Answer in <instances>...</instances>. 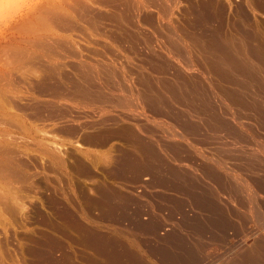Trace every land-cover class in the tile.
<instances>
[{
  "label": "rangeland",
  "instance_id": "rangeland-1",
  "mask_svg": "<svg viewBox=\"0 0 264 264\" xmlns=\"http://www.w3.org/2000/svg\"><path fill=\"white\" fill-rule=\"evenodd\" d=\"M30 1L0 5V264H166L163 253L180 251L195 256L192 264H231L264 244V192L247 186L264 179V9L255 0H115L98 10L82 0H45L29 21L8 30ZM204 1L214 4H207L215 12L208 23L194 17ZM44 7L70 17L71 26L47 27ZM195 38H212L214 52H202ZM18 45L32 54L11 59L9 47ZM223 48L246 51L232 52L244 53L246 74L213 66ZM77 81L107 100L72 98L68 87ZM54 84L68 95L59 97ZM181 123L194 128L184 132ZM75 125L80 129L68 132ZM111 127L128 134H99ZM90 132L101 136L87 141ZM122 159L155 166L125 169Z\"/></svg>",
  "mask_w": 264,
  "mask_h": 264
},
{
  "label": "bare ground",
  "instance_id": "bare-ground-1",
  "mask_svg": "<svg viewBox=\"0 0 264 264\" xmlns=\"http://www.w3.org/2000/svg\"><path fill=\"white\" fill-rule=\"evenodd\" d=\"M44 1L45 0H31L30 1V3L26 6V10L20 15V16H18L19 17V19L17 18V20H15L14 22H11L10 24H9V26H7L8 27V30H14V27H16V24L18 23V22H20V21H27L28 19H30V17L33 15V14H35V12L36 11H41L40 9H41V7H43L44 5H43V3H44ZM52 1V0H51ZM50 1V2H51ZM54 1V0H53ZM81 1V0H80ZM114 1L115 0H93L92 2L95 4L94 6H93V4L92 3H90L91 1H86V0H82L81 1V4H84V5H88V6H90V7H92V8H94V9H100V8H105V7H111L112 6V2L114 3ZM147 0H145V2H146ZM159 1H161V0H159ZM159 1L157 2L156 0L154 1L153 0V2L155 3L156 2V5H157V3L159 4ZM215 1V0H214ZM254 1V0H253ZM47 2V1H46ZM45 2V3H46ZM76 2V1H75ZM116 2V1H115ZM120 2V1H119ZM144 2V3H145ZM255 3L254 4H256V3H258L257 5H255V7L257 6V9L259 8V7H261V9H264V2H261L260 0H258V2L255 0L254 1ZM90 3V4H89ZM117 3V2H116ZM142 3V2H141ZM141 3H140V6H141ZM153 3V4H154ZM205 3V1L203 2V3H201V4H203V5H201L200 4V10L198 11V13L194 16L195 17V20L197 21V22H207L208 20H210V18L212 17V15L213 14H215V12H213V5L214 4H212L210 1L208 2V3H210V5H212L211 7H209L207 4H204ZM2 3H1V0H0V5H1ZM47 4V3H46ZM77 4V3H76ZM168 4V3H167ZM54 5V4H53ZM143 5V4H142ZM147 6H148V4H146ZM146 5L145 6H143V7H146ZM155 5V4H154ZM155 5V6H156ZM161 5V4H160ZM51 6V5H50ZM117 6V5H116ZM115 6V7H116ZM155 6H152V7H155ZM158 6V5H157ZM168 6V5H167ZM198 6V5H197ZM259 6V7H258ZM121 7V6H120ZM138 7H139V5H138ZM151 7V6H150ZM252 7V6H251ZM46 7H44V10L42 11L43 12V14L42 15H44V18L46 19L45 21L47 22V20H48V22H49V24H47V27H48V25H49V28L50 27H53L54 28V26H57L58 28H63V29H67L68 27H69V25L71 24V22L69 21V19H70V17L68 18V17H66V16H64L63 14H61V12H59V11H57V9L55 8H50V7H48V8H50V9H45ZM57 8H58V5H57ZM112 8H114V6L112 7ZM119 8V7H118ZM123 8V7H122ZM140 8V7H139ZM147 8V7H146ZM159 8V7H158ZM43 9V8H42ZM90 9V8H89ZM124 9V8H123ZM122 9V10H123ZM136 9V8H135ZM141 9V8H140ZM140 9H136L135 10V13H136V16H138V17H140V16H142V15H140ZM59 10V9H58ZM79 10V9H78ZM83 10H84V8H83ZM88 10V9H87ZM92 10V9H91ZM90 10V11H91ZM121 10V11H122ZM258 10H260V9H258ZM23 11V10H22ZM109 11V10H108ZM131 11H132V9H131ZM133 11H134V9H133ZM144 11V10H143ZM87 12V11H86ZM104 12V11H103ZM196 12V11H195ZM84 13V12H83ZM88 13V12H87ZM101 13V12H100ZM106 13V12H105ZM40 14V13H39ZM79 14V13H78ZM104 14V13H103ZM102 14V15H103ZM107 14V13H106ZM110 14V13H109ZM142 14H143V12H142ZM146 14V13H145ZM194 14V13H193ZM85 15V14H84ZM90 15H92V13L90 14ZM134 15V14H133ZM140 15V16H139ZM34 16H38V14H36V15H34ZM40 17L39 18H42V16L41 15H39ZM85 16H87V15H85ZM89 16V15H88ZM87 16V20H88V18L90 17H88ZM104 16H106V15H104ZM149 16V15H148ZM214 17H215V15H214ZM13 18V17H12ZM15 18V17H14ZM13 18V19H14ZM91 19H92V17H90ZM89 18V19H90ZM96 18V17H95ZM110 18V17H109ZM125 18V17H124ZM133 18V17H132ZM148 18V17H147ZM149 18H151L150 16H149ZM193 18V17H192ZM90 19V20H91ZM99 19V18H98ZM136 19V18H135ZM213 19V18H212ZM42 20H44V19H42ZM96 20V19H95ZM124 20V19H123ZM11 21V20H10ZM29 21V20H28ZM44 21V22H45ZM92 21V20H91ZM112 21V20H111ZM6 22V21H5ZM45 22V23H46ZM47 22V23H48ZM41 23V22H40ZM208 23V22H207ZM92 24V23H91ZM94 24V23H93ZM97 24V23H96ZM95 24V25H96ZM119 24V23H118ZM199 24H203V23H199ZM4 25V24H3ZM7 25V24H6ZM24 25V24H23ZM22 25V26H23ZM53 25V26H52ZM204 25H206V24H204ZM204 25H202L203 27H204ZM17 26H19V25H17ZM22 26H20L21 28H23ZM71 26V25H70ZM124 26V25H123ZM199 26V25H198ZM207 26V25H206ZM1 27V26H0ZM27 27V26H26ZM46 27V26H45ZM57 27H55L56 29H58ZM125 27V26H124ZM19 28V27H18ZM18 28H16V29H18ZM25 28V27H24ZM126 28V27H125ZM205 28V27H204ZM206 28H208V27H206ZM3 29V28H2ZM5 29V28H4ZM28 29V28H27ZM93 29V28H92ZM8 30H7V32H8ZM19 30V29H18ZM51 30V29H50ZM70 30V29H69ZM119 30V29H118ZM121 30V29H120ZM1 31V30H0ZM22 31V30H21ZM46 31H47V28H46ZM52 31V30H51ZM60 31V30H59ZM114 31V30H113ZM201 31H202V29H201ZM200 31V32H201ZM203 31H206V33H207V30H203ZM6 32V33H7ZM14 32V31H13ZM65 32V31H64ZM107 32V31H106ZM117 32V31H116ZM212 32V31H211ZM15 33V32H14ZM13 33V34H14ZM52 33V32H51ZM118 33V32H117ZM45 34H46V32H45ZM48 34V33H47ZM112 34H114V32L112 33ZM124 34H125V30H124ZM188 34H190V33H188ZM197 34V33H196ZM201 34H203V33H201ZM215 34V33H214ZM7 35V34H6ZM193 35V34H192ZM198 35V34H197ZM216 35V34H215ZM12 36V35H11ZM14 36V35H13ZM16 36V35H15ZM124 36V35H123ZM195 36V35H194ZM199 36H201V35H199ZM203 36V35H202ZM202 36H201V39H203L202 38ZM205 36V35H204ZM210 36H212V37H214V35H210ZM3 37V36H2ZM8 37V36H7ZM18 37V36H17ZM121 37V36H120ZM126 37V36H125ZM170 37H172V36H170ZM170 37H169V39H170ZM198 37V36H197ZM224 37V36H223ZM5 38V37H4ZM9 38V37H8ZM13 38V37H12ZM127 38V37H126ZM133 38V37H132ZM135 38V37H134ZM173 38V37H172ZM199 38V37H198ZM198 38H195V41L192 39L191 41H193L194 43H198L197 45H198V47H199V49H203L202 50V52H210V53H213L214 51L212 50L213 48L212 47H210V46H212V45H214V41L212 42V38L210 39V41H211V43H210V41H207V39L206 40H204V41H206L207 43L205 44V42H203V43H201V39H198ZM215 39H216V36L214 37ZM245 38V37H244ZM7 39V38H6ZM5 39V40H6ZM122 39V38H121ZM131 39V38H130ZM215 39H213V40H215ZM55 40H57V39H55ZM138 40V39H137ZM171 40V39H170ZM35 41V40H34ZM45 41H47V40H45ZM58 41V40H57ZM134 41V40H133ZM1 42V41H0ZM42 41H39V44L41 43ZM44 42V41H43ZM55 42V41H54ZM63 42V44H64V41H62ZM135 42V41H134ZM173 42V39H172V41H171V43ZM216 42H217V40H216ZM215 42V43H216ZM222 44V42L221 41H219V42H217V44ZM223 43H225V41L223 42ZM227 43V42H226ZM225 43V45H221V47H219V48H222L223 46H226L227 44ZM240 43V42H239ZM42 44H43V49H45L46 47V49H48V48H50L49 49V51L53 48V45H48L49 44V41H48V44H47V42H46V45H48V46H45L44 47V45H45V42L44 43H41L40 45H39V47L40 48H42L41 46H42ZM59 44V43H58ZM130 44V43H129ZM201 44V45H200ZM219 44H218V46H219ZM228 44H230L229 43V41H228ZM13 45V44H12ZM12 45H10V46H12ZM14 45H16V44H14ZM38 45V44H37ZM60 45V44H59ZM175 45H177V43L175 44ZM174 44H172V46H173V48H174V46H175ZM231 45V44H230ZM235 45H236V43H235ZM172 46H170V47H172ZM180 46V45H179ZM240 46H241V44H240ZM242 46H243V44H242ZM246 46L248 47V45L246 44L245 45V43H244V46H243V48L245 47L246 48ZM260 46V45H259ZM52 47V48H51ZM201 47V48H200ZM227 47V46H226ZM228 47L229 48H231L232 47V45L231 46H229L228 45ZM239 49L240 48H242V47H239V45L237 46ZM262 47H264V46H262ZM10 48V57H11V59L12 58H14V59H19V57L20 56H26L27 54H29L30 55V53H31V51H29L28 49H23V48H20L19 47V45L16 47H14V50H12L11 51V47H9ZM15 48H18V50H19V48H20V50H22V51H17ZM55 48V47H54ZM175 48L177 49V47L175 46ZM218 48V49H219ZM229 48H226V50H224V48H223V50L224 51H222L221 52V54L219 53L220 51H221V49L215 54V55H217L218 56V53L220 54L219 55V57L217 58V57H215V55H214V57L213 58H215V59H211L212 61H214V64H213V66L214 67H216V68H220V69H222L221 68V66L222 67H224V69H228V71L230 70V69H232L233 70V72H238V69L239 70H241V71H243V73H245V72H247V70H248V68H247V64H249V63H247L246 62V64H245V62H242L241 60L243 59H241V57H243L242 55L244 54H242L241 56H239V55H237V58H239V60H237V58L235 57L236 55H232V52L233 51H235L234 49H233V51H230V52H227V49H229ZM233 48V47H232ZM231 48V49H232ZM235 48V47H234ZM237 48V49H238ZM242 48V49H243ZM254 48V47H253ZM42 49V50H43ZM180 49V48H179ZM178 49V50H179ZM210 49H211V51H210ZM218 49H216V50H218ZM242 49H241V51H242ZM249 49V48H248ZM258 49V48H257ZM25 50V51H24ZM70 50V49H69ZM74 50V49H73ZM175 50V49H174ZM215 50V49H214ZM230 50V49H229ZM9 51V50H8ZM47 51V50H46ZM62 51V50H61ZM170 51H171V49H170ZM176 51V50H175ZM213 51V52H212ZM240 51V50H239ZM239 51H235L236 53L238 52V54H239ZM241 51H240V53H241ZM251 51V50H250ZM259 51V50H258ZM5 52V51H4ZM11 52H13V54L11 53ZM53 52V51H52ZM174 52V51H173ZM208 52V53H209ZM242 52H246L245 50L244 51H242ZM249 52V51H248ZM261 52V51H260ZM25 53H26V55H25ZM48 53V52H47ZM71 53V52H70ZM155 53V52H154ZM209 53V54H210ZM231 53V54H230ZM259 53V52H258ZM7 54H8V52H7ZM11 54H12V56L14 55V57H12L11 56ZM32 54V53H31ZM73 54H75L74 52H73ZM77 54V53H76ZM75 54V55H76ZM202 54V53H201ZM203 54H205V53H203ZM207 54V53H206ZM260 54V53H259ZM28 55V56H29ZM49 55V54H48ZM52 55V54H51ZM74 55V56H75ZM152 55V54H151ZM188 55V54H187ZM195 55V54H194ZM71 56H73V55H71ZM77 56V55H76ZM79 56V55H78ZM206 56V55H205ZM204 56V57H205ZM210 56V55H209ZM239 56V57H238ZM256 56V55H255ZM17 57V58H16ZM27 57V56H26ZM25 57V58H26ZM30 57V56H29ZM41 57V56H40ZM49 57V56H48ZM159 57V56H158ZM207 57V56H206ZM259 57V56H258ZM262 57H264V54H262V52H261V55H260V58H262ZM20 58H23V57H20ZM28 58V57H27ZM36 58H37V56H36ZM209 58V57H208ZM24 59V58H23ZM210 59V58H209ZM241 59V60H240ZM262 59H264V58H262ZM262 59H261V62H264V61H262ZM27 60V59H26ZM34 60H35V58H34ZM153 60V59H152ZM246 59H244L243 61H245ZM258 60V59H257ZM21 61V60H20ZM156 61V60H155ZM207 61V60H206ZM259 61V60H258ZM18 63H19V61H17ZM150 62V61H149ZM210 62V61H209ZM260 62V63H261ZM12 63V62H11ZM14 63V62H13ZM162 63V62H161ZM160 63V64H161ZM211 63V62H210ZM17 64V63H16ZM80 64V63H79ZM90 64V63H89ZM250 64H252V63H250ZM256 64V63H255ZM34 65V64H33ZM87 65V64H86ZM91 66H93L94 65V63H93V65L92 64H90ZM159 64H156V67L158 66ZM91 66L90 67H86V68H88V69H91ZM256 66V65H255ZM258 66V65H257ZM256 66V67H257ZM43 67H44V65H43ZM49 67V66H48ZM159 67V66H158ZM162 68L161 69H164L165 67L163 66V64H162V66H161ZM164 67V68H163ZM50 68H52V67H50ZM54 68V67H53ZM79 68V67H78ZM83 68V67H82ZM107 68V67H106ZM111 68V67H110ZM58 69V68H57ZM80 69V68H79ZM97 69V68H96ZM102 69H103V67H102ZM223 69V71H225ZM234 69L235 70H237V71H234ZM60 70V69H59ZM101 70V69H100ZM110 70V69H109ZM251 70H252V68H251ZM49 71H51V69L49 70ZM53 71V70H52ZM112 71V70H111ZM253 71H254V69H253ZM48 72V71H47ZM76 72V71H75ZM84 72H85V70H83L82 71V73H83V77H84V75H86V74H84ZM91 72H92V70H91ZM219 72V71H218ZM222 72V71H221ZM78 73V72H77ZM81 73V72H80ZM86 73V72H85ZM88 73V72H87ZM90 73V72H89ZM88 73V74H89ZM116 73V72H115ZM225 73L227 74L228 72L227 71H225ZM225 73H223L222 72V74H220V75H223V76H225L226 78H227V76H226V74ZM229 73H231V74H233L231 71H229ZM239 73H240V71H239ZM238 73V74H239ZM243 73L241 72V75H243ZM253 73V72H252ZM2 74V73H1ZM1 74H0V76H1ZM48 74H50V73H48ZM51 74H53V72L51 73ZM55 74V73H54ZM59 74V73H58ZM87 74V75H88ZM106 74V73H105ZM246 74V73H245ZM11 75V74H10ZM65 75V74H64ZM72 75V74H71ZM78 75V74H77ZM80 75V74H79ZM90 76H91V74H89ZM236 74H234V76H235ZM240 75V74H239ZM248 75V74H247ZM8 76H9V74H8ZM82 76V75H81ZM257 76V75H256ZM45 77V76H44ZM66 77V76H65ZM82 77V78H83ZM85 77H87V76H85ZM84 77V78H85ZM89 77V76H88ZM225 77H223V78H225ZM233 77V76H232ZM245 77V76H244ZM248 77V76H247ZM246 77V78H247ZM252 77V76H251ZM255 77V76H254ZM254 77H252V81L251 82H255L254 80H255V78ZM12 78V77H11ZM71 78H73V77H71ZM81 78V79H82ZM91 78V77H90ZM86 79V81L87 80H91V79ZM93 78H95L94 76H93ZM245 78V79H246ZM249 78H250V76H249ZM253 78H254V80H253ZM2 79V78H1ZM62 79V78H61ZM242 79H243V77H242ZM245 79H243V81L245 80ZM43 80V79H42ZM56 80V79H55ZM97 80V79H96ZM96 80H91L92 81V84L93 85H95L94 83H96ZM147 80V79H146ZM227 80V79H226ZM237 80V79H236ZM235 80V81H236ZM239 80V79H238ZM237 80V81H238ZM247 80H248V78H247ZM244 81V82H247L248 83V81ZM260 78H258L257 79V83H259L260 81ZM41 81V80H40ZM67 81V80H66ZM81 81V80H80ZM93 81H95V82H93ZM262 81V80H261ZM3 82V81H2ZM6 82V81H5ZM53 82V81H52ZM82 82V81H81ZM84 82V81H83ZM162 82V81H161ZM180 82V81H179ZM42 83V82H41ZM44 83V82H43ZM46 83V82H45ZM56 83V82H55ZM59 83V82H58ZM61 83V82H60ZM88 83H90V81L88 82ZM182 83V82H181ZM246 83V84H247ZM256 83V85H258ZM261 83V82H260ZM6 84V83H5ZM47 84V83H46ZM62 84V83H61ZM64 84V83H63ZM77 84H79L78 83V81H77ZM80 84H82V83H80ZM79 84V85H80ZM91 83H90V85H92ZM146 84V83H145ZM180 84V83H179ZM186 84V83H185ZM249 84H250V80H249ZM262 84H264V82H262ZM261 84V85H262ZM34 85V84H33ZM55 85V84H54ZM90 85H88V86H84V85H80V86H78V85H76V83H75V85H67V86H70V87H68V89H70V92H71V94H72V98H73V96H76V99L79 97H82V99L83 98H91V99H95V97L97 98V99H99V100H101L100 98H101V96H100V98L98 97L100 94L99 93H101L100 91H97V94H99L98 96H97V94H96V92H93L91 89H90ZM154 85V84H153ZM182 84H180L179 86H181ZM250 85H252V84H250ZM254 85H255V83H254ZM254 85H252V86H254ZM43 86H45V85H43ZM56 86V85H55ZM58 86H60L59 84H58ZM156 86V85H155ZM165 86H168V85H166L165 84ZM183 86V88H186L185 86H184V84L182 85ZM188 86V85H187ZM262 86H264V85H262ZM48 87V86H47ZM47 87L45 88V89H47ZM51 87V86H50ZM49 87V88H50ZM63 87H65V86H63ZM94 87V86H93ZM92 87V88H93ZM175 87V86H174ZM177 87H178V85H177ZM176 87V88H177ZM248 87H249V85H248ZM259 87V86H258ZM38 88V87H37ZM44 88V87H43ZM52 88V87H51ZM55 89H57V88H59V87H54ZM60 88H62V87H60ZM96 88V87H95ZM98 88V87H97ZM101 88V87H100ZM180 88V87H179ZM182 88V87H181ZM180 88V89H181ZM182 88V89H183ZM191 88V87H190ZM257 88V87H256ZM255 88V89H256ZM260 88V87H259ZM258 88V89H259ZM65 88H63L62 90L61 89H57L56 91H59V94H60V96L59 97H62L61 95L62 94H66V92L68 91V89H67V87H66V90L67 91H65L64 90ZM102 89V88H101ZM140 89V88H139ZM187 89V88H186ZM186 89H184V90H186ZM48 90V89H47ZM51 90H53V89H51ZM99 90V89H98ZM103 90V89H102ZM43 91V90H42ZM61 91V92H60ZM96 91V90H95ZM174 90H172V91H170V92H173ZM176 91V92H175ZM174 91V93H175V95H179L180 97H182L181 96V94L180 93H178L177 92V90H175ZM179 91V90H178ZM189 91H190V89H189ZM261 91V90H260ZM262 91H264V89H262ZM53 92H55V91H53ZM148 92H149V90H148ZM160 92V91H159ZM258 92V91H257ZM67 93H69V91L67 92ZM103 93V92H102ZM169 93V92H168ZM173 93V94H174ZM183 93H185V94H187L188 95V93H186V92H182V95H183ZM189 93H192V92H189ZM194 93V92H193ZM261 93V92H260ZM41 94V93H40ZM55 94V93H54ZM154 94V96H155V93H153ZM170 94V93H169ZM172 94V93H171ZM172 94V95H173ZM229 94V93H228ZM47 95V94H46ZM50 95V94H49ZM66 95H68V94H66ZM64 96V98L65 97H67V96ZM102 95V94H101ZM133 95V94H132ZM187 95H183V96H186L187 97ZM191 95V94H190ZM260 95V94H259ZM52 96H54V95H52ZM78 96V97H77ZM144 96V95H143ZM147 96V95H146ZM154 96H152V97H154ZM158 96H160L159 94H158ZM161 96H163L162 94H161ZM177 96H175V97H177ZM189 96V95H188ZM232 96V95H231ZM231 96H229L230 98H231ZM57 97V96H56ZM58 97V98H59ZM69 97V96H68ZM104 97H106V96H104V95H102V98L104 99ZM133 97V96H132ZM135 97V96H134ZM149 94H148V102H150L152 99L150 98L149 99ZM195 97V96H194ZM193 97V98H194ZM260 97H262V98H264V96H258V98H260ZM75 98V97H74ZM78 98V99H79ZM143 98V97H142ZM146 98V97H145ZM144 98V99H145ZM155 98V97H154ZM153 98V99H154ZM156 98H158L157 96H156ZM155 98V99H156ZM161 98H164V96L163 97H159V99H161ZM193 98H191V99H193ZM196 99H198L197 97H195ZM239 98V97H238ZM237 98V99H238ZM81 99V100H82ZM90 99V100H91ZM96 99V102L98 101V102H101V101H99V100H97ZM106 99V98H105ZM104 99V100H105ZM137 99V98H136ZM144 99H143V101H144ZM154 99V100H155ZM187 100L186 102H188V101H193V100ZM195 99V100H196ZM235 99V98H234ZM237 99H235V100H237ZM255 99H256V96H255ZM261 99V98H260ZM86 100V99H85ZM84 100V101H85ZM89 100V99H88ZM87 100V101H88ZM103 100V101H104ZM107 100V99H106ZM134 100V99H133ZM153 100V101H154ZM157 100V99H156ZM194 100V101H195ZM201 100H202V98H201ZM231 100V99H230ZM242 101H243V99H241ZM245 100L246 99H244V102H245ZM83 101V100H82ZM136 101V100H135ZM159 101V100H158ZM193 101V102H194ZM242 101H241V103H242ZM259 101V100H258ZM257 101V102H258ZM262 101H264V100H262ZM89 102V101H88ZM91 102H93V101H91ZM95 102V101H94ZM126 102V101H125ZM134 102V101H133ZM139 102V101H138ZM142 102V101H141ZM152 102V101H151ZM238 102V101H237ZM243 102V103H244ZM247 102V101H246ZM249 102V101H248ZM147 103V102H146ZM156 103H159V102H156L155 101V105H156ZM163 103V102H162ZM162 103H160L161 105H162ZM205 103V102H204ZM54 104V103H53ZM52 104V105H53ZM125 104V103H124ZM128 104H129V102H128ZM144 104H145V102H144ZM150 104V103H149ZM198 104V103H197ZM200 104H203V102L201 101L200 102ZM208 104V103H207ZM240 104V103H239ZM147 105V104H146ZM150 105H153L152 103L150 104ZM154 105V106H155ZM159 105V104H158ZM160 105V106H161ZM196 105V104H195ZM204 105V104H203ZM47 106V105H46ZM58 106V105H57ZM149 106V105H148ZM202 106V105H201ZM150 107V106H149ZM156 107H158L157 105H156ZM259 107V106H258ZM151 108V107H150ZM152 108H153V106H152ZM151 108V109H152ZM160 108V107H159ZM162 109H163V107H161ZM164 108H165V105H164ZM200 108V107H199ZM246 108V107H245ZM255 108L257 109V106H255ZM39 109H41V108H39ZM156 109V108H155ZM154 108H153V110H155ZM251 109V108H250ZM259 109H261L262 110V108L260 107ZM46 110V109H45ZM156 110H159L158 108L156 109ZM155 110V111H156ZM251 110H253V109H251ZM260 110V111H261ZM44 111V110H43ZM159 111H161V110H159ZM245 111V110H244ZM33 112H34V110H33ZM247 112V111H246ZM254 112V111H253ZM38 113V112H37ZM256 113V112H255ZM254 113V114H255ZM56 114H57V112H56ZM65 114V113H64ZM158 114H160L159 112H158ZM168 114V113H167ZM167 114H166V116H167ZM251 114V113H250ZM175 115V114H174ZM259 115V114H258ZM257 115V116H258ZM262 115V114H261ZM62 116V115H61ZM63 117V116H62ZM173 117V116H172ZM179 116H177V118H178ZM253 117V116H252ZM210 118V117H209ZM214 118V117H213ZM107 119H109V118H107ZM216 119V118H215ZM174 120V119H173ZM216 120H218V119H216ZM222 120V119H221ZM107 121V120H106ZM109 121V120H108ZM100 122V121H99ZM176 122V121H175ZM183 122H185V121H183ZM219 122V121H218ZM105 124H106V122H105ZM175 124H177V123H175ZM217 124H219V123H217ZM220 124H221V127H224L225 126V128H228V127H226V125H223L224 123H222V122H220ZM101 125H103V123L101 122ZM108 125V124H107ZM106 125V126H107ZM181 125H183L184 126V132H187V130L189 131V129H193L194 128V126L193 125H191V124H189V123H181ZM223 125V126H222ZM76 127H74V126H72L71 128L69 127V128H67V130L69 129V131L68 132H75L76 133V131L78 130V129H80V127H77V125H75ZM78 126H81V124L79 125L78 124ZM105 126V125H104ZM216 126H218V125H216ZM131 127V126H130ZM182 127V126H181ZM82 128V127H81ZM116 128V127H115ZM113 129L112 127L110 128V129H106V128H103V131L102 130H100L101 131V133H99V134H101V135H111V134H116L117 135V133L119 134V133H122V132H126L125 130H127V128L126 127H123V128H117V130L116 129ZM124 128H126V129H124ZM113 129V130H112ZM229 130V129H228ZM130 131V130H129ZM99 132V131H98ZM98 132H94V133H89V134H86V138H87V141L89 140H98L99 139V137L101 136H98L99 134H98ZM127 134H128V130H127ZM130 134V133H129ZM122 135V134H121ZM98 136V137H97ZM98 138V139H97ZM138 142V141H137ZM140 143V142H139ZM140 145H143V144H141L140 143ZM144 146V145H143ZM145 147H147L146 146V144H145ZM148 149V148H147ZM176 149V148H175ZM143 150V149H142ZM145 150H146V148H145ZM1 151V150H0ZM147 151V150H146ZM148 152V151H147ZM7 153V152H6ZM151 153V152H150ZM146 155H149V154H147L146 153ZM153 155H154V152H153ZM124 157H126V155L124 156ZM130 157H132V156H130ZM150 158H152V154H150V157H149V159ZM153 158H155V157H153ZM124 159V158H123ZM122 159V160H123ZM136 159V158H135ZM145 159V158H144ZM140 160V159H139ZM147 160V159H146ZM149 161H151V160H149ZM147 162V163H142V161H141V163H139L137 160L135 161V160H133V159H126L125 161L123 160V162H124V167H125V169H127V168H129V169H132V170H135V171H140V169H142L143 167L144 168H148L149 166L151 167V169L152 168H154V162H153V164L151 163V162ZM122 162V163H123ZM121 164V163H120ZM144 164V165H143ZM119 165V164H118ZM122 165V164H121ZM10 166V165H9ZM8 167V166H7ZM11 167V166H10ZM119 167H121V166H119ZM127 167V168H126ZM149 167V168H150ZM3 168V165H1L0 164V169H2ZM5 169V168H4ZM10 169V168H9ZM8 169V170H9ZM6 170V169H5ZM8 170H7V172H8ZM146 170V169H145ZM148 170H149V172H151L150 171V169H147L146 171L148 172ZM1 171V170H0ZM4 171V170H3ZM10 171H12V170H10ZM124 171V170H123ZM146 171L144 172V173H146ZM126 172V171H125ZM143 172V171H142ZM121 173V172H120ZM119 173V174H120ZM148 174H150V173H148ZM178 178V177H177ZM248 179V178H247ZM251 179V178H250ZM145 180V179H144ZM179 180H180V182H179ZM160 181V180H159ZM248 181V180H247ZM165 182V181H164ZM177 184H179L180 186H182L184 183H182V180H181V178H178V182H177ZM247 184V183H246ZM247 186H249V189L251 190V191H253V193L255 192L256 194H258L259 192H264V179H261V178H259V179H251V180H249V182H248V185ZM247 189V188H246ZM248 189V190H249ZM259 190V191H258ZM249 193V192H248ZM251 194V193H250ZM194 196V198L197 200L198 198H199V195L198 194H194L193 195ZM108 202V201H107ZM111 207V206H110ZM187 211V210H186ZM189 211V210H188ZM187 213V212H186ZM195 225H196V227H200V225L198 224V222H195L194 223ZM207 225H208V228H210V229H213V226L215 225V221H209L208 223H207ZM259 234L260 233H258V232H252L251 233V235H253V236H259ZM90 235V234H89ZM93 235V234H92ZM91 236V235H90ZM89 237V236H88ZM92 238H95L96 239V237H89V238H86V240L88 239H92ZM92 240H94V239H92ZM90 241V240H89ZM89 241H87V242H89ZM96 241V240H95ZM94 241V242H95ZM91 242V241H90ZM94 242H93V244H94ZM99 243V246H100V244H103V242L102 243H100V242H98ZM98 243H96L95 242V244H98ZM87 244H89V243H87ZM92 244V245H93ZM95 244H94V247H96L95 246ZM106 245L108 244V242H106L105 243ZM110 244V243H109ZM91 244H89V246H90ZM104 245V244H103ZM98 246V245H97ZM105 246V245H104ZM104 246H103V248H104ZM258 246V245H257ZM101 247V246H100ZM106 247H108V245L106 246ZM97 248V247H96ZM109 248V247H108ZM108 248H105L106 250L108 249ZM242 248V247H241ZM99 250H100V248H98ZM101 251H103V249H101ZM107 251H109V250H107ZM111 251H109V253H110ZM239 252V251H238ZM110 255V254H109ZM111 255H112V252H111ZM110 255V256H111ZM109 256V257H110ZM112 256H114V255H112ZM235 256H237V255H234V259L236 258ZM114 257H116V256H114ZM113 257V258H114ZM231 257V256H230ZM239 257V256H238ZM162 260H163V262H165L166 264H192V263H194L195 262V256L193 255V254H190V253H187V251H185V252H182V251H180V252H177V253H174L173 255H168V254H166V253H163V256H162ZM233 257H231V259H232ZM248 258V259H247ZM245 257L244 259H238V261L237 260H235V261H231V259H229L230 261H231V264H262V263H264V262H262V261H264V244H259V246L257 247V249L256 250H254V252L253 253H251V255H249L248 257ZM227 259V260H228ZM161 260V261H162ZM228 260V261H229ZM233 260V259H232ZM227 261V262H228ZM229 261V262H230ZM230 264V263H229Z\"/></svg>",
  "mask_w": 264,
  "mask_h": 264
}]
</instances>
